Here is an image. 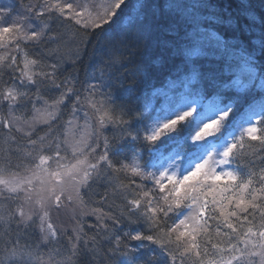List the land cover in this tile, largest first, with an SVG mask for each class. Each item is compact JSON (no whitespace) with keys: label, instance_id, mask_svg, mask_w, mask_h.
<instances>
[{"label":"trees","instance_id":"16d2710c","mask_svg":"<svg viewBox=\"0 0 264 264\" xmlns=\"http://www.w3.org/2000/svg\"><path fill=\"white\" fill-rule=\"evenodd\" d=\"M41 18L52 30L49 36L57 40L42 43L36 54L44 57L42 67L55 65L54 80L59 88L38 81L30 90L21 89L29 97L39 98V102L34 99L21 112L30 114L38 104H53L68 89H72L74 96L59 106L54 122L31 138L38 139L49 132L53 141L64 140L68 122L77 112H83L90 101L104 102L113 121L123 119L128 123L103 125L102 138L109 146V160L114 167L101 162L81 191L83 205L98 218L83 220L82 243L71 250L70 243L74 241L63 238L58 247L69 248L68 252L59 255L55 262L45 263L41 260L44 249L38 233L30 231L34 225H20L19 218L12 214L16 205L0 197V264H13V252L21 264H157L152 251L158 250L159 245L130 239L129 233L135 232L153 235L166 244L176 255L177 264H196L194 256L181 255L182 247L169 243L168 230L175 224L174 214L161 215L158 222L150 223L129 213L127 202L136 198L137 191L129 188L131 181L135 180L144 190L151 188V182L118 169L130 163L133 156L142 157V163L148 162L155 154L153 149L140 141H129L119 151L116 149L128 132L135 133L144 124L152 123L156 113L152 105H164L167 98L154 96V92L163 90L170 81L190 76L193 66L199 70L198 82L190 85L188 91L180 89L179 95L200 92L209 102H235L238 107L234 119L241 122L249 109L259 110L264 92L255 84L244 87L251 79L245 56H255L256 64L252 67L257 72L255 83H259L264 77V50L254 41L264 38V0H128L112 23L96 29L54 15ZM213 33L227 42L226 50L216 47ZM195 47L205 54L186 59L181 49ZM12 79L9 69L0 68V82L5 87ZM90 85H95L92 91H88ZM8 111L6 105H0V120L5 119ZM27 144L22 133L0 126V164L11 162L31 167L28 154L35 156L36 152ZM170 147L167 140H160L155 149L168 151ZM178 149L183 153L193 151L182 141ZM233 166L242 177L264 169V144L246 138L236 149ZM210 232L215 242L214 228ZM141 243L145 247L138 250Z\"/></svg>","mask_w":264,"mask_h":264},{"label":"snow or ice","instance_id":"6c2138e0","mask_svg":"<svg viewBox=\"0 0 264 264\" xmlns=\"http://www.w3.org/2000/svg\"><path fill=\"white\" fill-rule=\"evenodd\" d=\"M126 2L41 0L39 5H30L24 13L14 11L15 3L0 5V68L9 69L13 77L6 87L0 82V105L9 108L8 117L0 120V126L22 133L28 141L27 146L36 152L35 156L28 154L31 167L11 162L0 164V197L10 199L16 205L12 214L22 221L32 220L36 215L45 239L56 236V230L48 222L51 208L59 209L65 200H71L72 197L65 193L74 189L76 183H85L100 162L114 165L109 160L107 144L104 155L96 163H88L87 158L81 160L77 156L83 155L86 148L92 151L90 145L83 139L76 141L71 149V158L76 162L69 165L64 141H52L45 146L44 137L31 138L36 124H49L57 119L58 107L74 96L72 89L53 102L52 112L36 109L31 120L15 115L16 109L31 105L34 99L39 102V98L29 97L27 91L21 89L30 90L38 81L59 88L54 80L55 65L42 67L44 57L36 54L42 43H55L57 38L49 36L52 31L49 24H42L38 18L54 15L84 28H103L113 22ZM212 35L217 41L216 47L226 50L227 42L215 33ZM254 44L264 50V38L255 40ZM181 51L188 60L205 54L198 47ZM245 61L251 79L244 87L255 84L264 92V77L255 83L257 72L252 67L256 64L255 56L247 54ZM198 76L199 70L193 66L190 76L170 81V87L188 88L198 82ZM94 88L95 85H90L88 91ZM153 95L165 96L167 93L158 89ZM188 95L201 94L189 92ZM76 99L78 105L79 99ZM90 105L99 114L101 126L113 122L128 123L123 119L113 121L102 101H90ZM237 107L232 101L223 105L214 101L203 107L202 96L200 99L185 98L179 103L170 99L168 106L157 111L151 124H144L143 129L135 133L128 132L116 149L119 151L129 141H140L155 152L157 142L167 140L173 148H178L182 141L193 150L191 154H184L187 166L176 159L181 155L177 151L167 167L142 163V157L133 156L130 163L121 165L118 171L152 184L151 188L144 190L135 180L131 181L129 188L137 191L136 198L127 202L129 213L150 223L158 222L161 215L174 214L177 222L168 230L169 243L182 247L181 255L194 256L196 264H264V169L242 177L233 167L236 149L246 138L264 144V100L258 105V111L256 107L249 109L247 118H242L243 122L234 119ZM217 143L222 147L215 148ZM152 168L155 170H150ZM77 175L81 176L78 182ZM229 208L233 210L229 211ZM210 228H214L215 242ZM129 238L159 245L158 250L152 251V259L157 264H177L176 255L153 235L135 232L129 233ZM144 247L143 243L137 245L138 250ZM12 256L13 264H21L16 259L17 253L13 252Z\"/></svg>","mask_w":264,"mask_h":264},{"label":"rangeland","instance_id":"374dc122","mask_svg":"<svg viewBox=\"0 0 264 264\" xmlns=\"http://www.w3.org/2000/svg\"><path fill=\"white\" fill-rule=\"evenodd\" d=\"M128 1V0H127ZM51 2V0H49ZM7 3H15V12H20L24 13L28 7L31 6H37L41 3V0H0V5L2 4H7ZM119 13V12H118ZM40 22H42V18H38ZM114 19V18H113ZM183 89L185 91H188L187 89L190 90V88H184L177 86L175 88L170 87V82L163 88V90L167 93V98L164 102V105L160 106H153V110L156 111L155 116L157 114V111L161 109L162 107H166L170 98L175 100V102L179 103L180 101L184 100L185 98L187 99H200V96H195V95H179L180 93L179 90ZM52 104H38L36 108L30 113H22L21 108L15 110V115L22 116L24 119L31 120L33 115H35V110L39 109L41 112H44L47 110L48 112H52L53 108L51 107ZM208 104L205 102L202 96V106L206 107ZM85 110L83 112H77V114L70 119V121L67 124V129L64 133V141L65 146L67 147V155H68V163L69 165L73 164L76 162L75 159L71 158V149L72 145L81 139L85 140L88 145H90L92 151H89L87 148L84 150L83 155L77 156V159H85L87 158L88 163H96L99 160V157L103 155L104 152V146H105V141L102 138L103 135V127L101 126L98 122V113H95L94 110L91 108L89 104L84 105ZM59 109V107H58ZM58 109L56 110V115L58 114ZM154 111V112H155ZM9 114V111H8ZM8 114L5 118L8 117ZM249 115V114H248ZM247 116V115H246ZM58 117V116H57ZM154 117V116H153ZM155 118V117H154ZM56 120V119H55ZM54 121H51L52 123ZM49 123V124H50ZM49 124H42L38 123L35 125V132L37 133L41 128L49 125ZM247 126V125H244ZM27 131V129H26ZM51 133H45L41 137L45 138V146L53 141V138L50 136ZM59 140L58 138L56 141ZM55 141V140H54ZM167 146V145H166ZM215 148L219 149L222 147L221 143H217L214 145ZM167 150H164L162 148H159L155 150V154L149 159L148 162L150 164H154L156 167H160L161 165L167 167L171 163L172 158L175 156V154L169 155L166 153ZM181 155L176 157L178 161H181L184 166H187L188 161L184 160V154L183 152H180ZM188 154H191L188 153ZM101 164V162L99 163ZM98 164V165H99ZM98 167V166H97ZM234 167V166H233ZM235 168V167H234ZM150 170H155L154 168ZM95 172H93L94 174ZM81 176L77 175L76 176V182L80 180ZM90 179V178H89ZM88 179V180H89ZM87 180V181H88ZM87 181L83 184L76 183V187L74 189H70L68 192L65 193V195H70L72 197L71 200H65L64 205L56 209L55 207L51 208L49 211V223H52L53 228L56 230V236L55 238L49 237L45 239V233L40 231V221L36 215H33L32 220L28 221H22L19 218V223L20 225L23 224L24 226H27L28 224H32L33 232L38 236L39 243L43 247V256L41 258L42 261L45 263H52L57 260H59V255L62 253L68 252L69 248H64V247H58L59 244H62L63 238L67 237L70 239V241H74L70 243V249L72 250L73 247L76 248L79 243H82V236H81V225L84 219L91 217V218H97L93 211L87 209L81 200V191L84 189L85 185L87 184ZM75 183V182H74ZM152 187V184L150 185ZM226 203V201H225ZM228 210H233L229 208ZM177 222V218L175 219V224ZM62 240V241H61Z\"/></svg>","mask_w":264,"mask_h":264}]
</instances>
